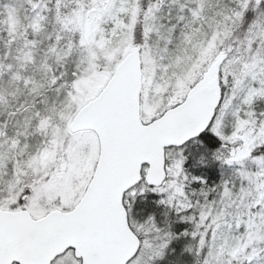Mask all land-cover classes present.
<instances>
[{
	"label": "snow or ice",
	"instance_id": "6c2138e0",
	"mask_svg": "<svg viewBox=\"0 0 264 264\" xmlns=\"http://www.w3.org/2000/svg\"><path fill=\"white\" fill-rule=\"evenodd\" d=\"M0 264H264V0H0Z\"/></svg>",
	"mask_w": 264,
	"mask_h": 264
}]
</instances>
